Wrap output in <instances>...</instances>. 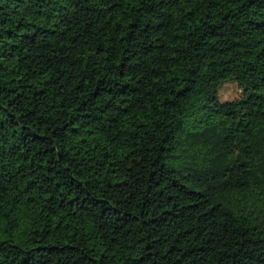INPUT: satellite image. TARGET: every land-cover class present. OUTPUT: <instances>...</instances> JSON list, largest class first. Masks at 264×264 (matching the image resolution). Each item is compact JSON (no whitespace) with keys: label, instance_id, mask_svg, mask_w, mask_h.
Instances as JSON below:
<instances>
[{"label":"trees","instance_id":"trees-1","mask_svg":"<svg viewBox=\"0 0 264 264\" xmlns=\"http://www.w3.org/2000/svg\"><path fill=\"white\" fill-rule=\"evenodd\" d=\"M0 264H264V0H0Z\"/></svg>","mask_w":264,"mask_h":264},{"label":"rangeland","instance_id":"rangeland-1","mask_svg":"<svg viewBox=\"0 0 264 264\" xmlns=\"http://www.w3.org/2000/svg\"><path fill=\"white\" fill-rule=\"evenodd\" d=\"M204 63H217L220 66H229V59L223 54L213 55L203 60ZM241 90L233 82H226L219 90V99L221 102L232 101L240 97Z\"/></svg>","mask_w":264,"mask_h":264}]
</instances>
